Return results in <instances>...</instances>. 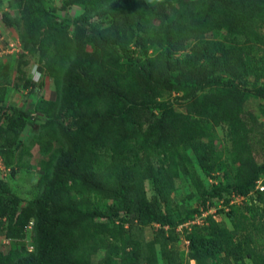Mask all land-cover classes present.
Here are the masks:
<instances>
[{"label": "trees", "instance_id": "16d2710c", "mask_svg": "<svg viewBox=\"0 0 264 264\" xmlns=\"http://www.w3.org/2000/svg\"><path fill=\"white\" fill-rule=\"evenodd\" d=\"M14 1L20 21L12 23L4 15V24L21 28V48L37 57L36 69L50 78L55 98H39L33 109L8 113V89L0 85L4 165L12 173L29 171L32 148L36 146L41 156L37 194L26 205L0 179L5 231L20 235L31 222L32 245L13 240L7 250L0 249V264H93V256L101 251L97 264H157L144 234L150 224L164 232L167 264L199 260L201 248L194 237L188 238L185 260L177 244V226L194 215L182 218L180 205V219L173 217L172 180L187 174L191 158L207 175L220 168L203 138L209 136L210 120L211 126L224 120L241 162L240 173L223 192L202 185V207L195 213L200 216L212 204L210 198L222 193L245 196L256 188L264 163L256 165L245 151L244 123L226 109L209 110L195 99L208 87H243L250 75L256 80L264 76V63L245 56L249 40L243 43L235 37L230 43L237 36L235 29L208 21L207 16L200 20L193 0H62L60 9L77 10L72 19L54 15L55 8H47L45 0ZM221 30H226L223 36L229 44L205 37V31ZM27 64L20 56L18 77ZM28 86L25 79L23 87ZM254 92L264 96V86ZM165 93L187 100L186 112L169 109ZM37 116L42 121L27 141L21 140L26 119ZM184 144L193 156L187 155ZM160 153L164 162L154 163ZM199 219L197 236H203L207 224L216 229L224 224L212 220L211 214ZM218 238L226 262L236 264L237 243L232 237Z\"/></svg>", "mask_w": 264, "mask_h": 264}, {"label": "rangeland", "instance_id": "374dc122", "mask_svg": "<svg viewBox=\"0 0 264 264\" xmlns=\"http://www.w3.org/2000/svg\"><path fill=\"white\" fill-rule=\"evenodd\" d=\"M154 2L155 0H147ZM195 11L198 18L208 17V21L216 22L227 29L230 26L235 29V34L230 43L235 42V37L242 40L246 45L245 56L255 58L264 63V0H193ZM62 0H45V6L49 9L55 8L54 15L59 18L72 19L77 10L73 7L60 9ZM10 19L12 23L20 21L19 4L14 0H0V85H5L8 89L5 97L6 112L11 113L12 109L16 111H27L33 109L37 99L55 98V92L52 89L51 80L46 75L37 71V57L24 53L19 41L21 28L16 25L7 26L4 24L3 16ZM261 24L262 26H259ZM72 26H70V30ZM253 30H258L250 38L255 36L254 40L247 39V36ZM221 30L218 33L205 31V37L216 42L229 44L224 39ZM27 59L28 64L22 65L26 72L18 77L16 68L20 59ZM29 81L27 88L23 87L24 80ZM248 84L243 87H230L222 89L219 86H211L203 92H198L196 100L204 103L207 109L223 108L230 111L244 123L247 130L246 143L243 145L245 151H250L251 159L256 165L264 163V96L255 94L254 89L264 86V76L255 79L253 75L248 77ZM251 82H254L253 85ZM248 89V90H247ZM166 100L167 107L177 113L186 112L187 100L180 99L179 94H164L163 101ZM3 101V102H4ZM9 111H8V110ZM43 117H36L35 120H27V125L21 133V140L27 141L34 132V127L42 121ZM209 136L203 138V141L210 147L212 159L219 165L218 170H212L210 174H205L199 166L196 158H191L188 162V172L179 173L174 176L171 186V203L173 204L172 215L178 218L183 205L182 218L185 215L195 214L196 210L202 207L200 187L203 185L206 189L218 187L222 190L224 187L231 188V183H235L233 176L240 173L241 162L232 149L229 136V126L224 120L211 126ZM195 132H198L195 131ZM186 144V143H185ZM184 144V145H185ZM187 155L193 156L194 152L188 145H185ZM164 154L160 153L154 158V163H163ZM33 167L27 171L24 168L18 169L12 173L8 167L1 166L0 179L7 181L10 190L21 199L20 204L26 205L27 202L37 194L36 181L41 174L39 163L41 156L37 147L32 148V155L29 158ZM259 185L264 186V172H257ZM151 190V183H148ZM228 188V189H229ZM220 197L210 198L212 204L206 208V213L211 214L212 220L216 222L223 221V226L218 229L213 226L205 228V233L196 235L194 228L199 218L196 217L193 222H185L177 226L180 233L177 236V244L183 256L187 259L190 251L189 237H194L195 242H199V260L189 259V264H228L225 260V253L221 251L219 243L220 236L223 239L232 237L240 250V259L236 264H264V191L259 188H253L249 195L237 197V194L222 193ZM230 200H229V199ZM228 199V201H226ZM189 219V218H188ZM6 219H0V249L7 250L13 240L25 241L29 244L30 230H26L20 235H8L5 231ZM176 227V226H175ZM159 225L150 224L144 227V234L148 246L154 251L157 264H167L165 252V235L160 231ZM184 228L185 232H184ZM263 228V229H262ZM180 229V230H179ZM183 230V231H182ZM216 235L217 238H216ZM261 239L259 242L258 239ZM111 241V238H108ZM263 242V243H262ZM219 246V247H218ZM103 255L99 252L92 258V263L97 264ZM234 263V259H231Z\"/></svg>", "mask_w": 264, "mask_h": 264}, {"label": "clouds", "instance_id": "9594fccd", "mask_svg": "<svg viewBox=\"0 0 264 264\" xmlns=\"http://www.w3.org/2000/svg\"><path fill=\"white\" fill-rule=\"evenodd\" d=\"M15 71H16V68H15ZM0 162H1V166H3L4 168H5V165H4V163H3V161H2V158L0 157ZM9 169V168H8ZM260 184V182H258L257 181V184H256V188H259L257 185H259ZM262 186V185H261ZM263 188H264V186H263ZM260 190H263V189H260ZM249 194H251V193H249ZM242 196H244V195H241V194H239V195H237V197H242ZM245 197V196H244ZM197 214L195 213L194 214V217L192 218V219H194L195 218V216H196ZM5 219V218H4ZM190 221H192V220H188L187 222H190ZM186 224V223H185ZM30 225H31V222H30V224L28 225V228H29V230H30ZM179 226V225H178ZM180 230V229H179ZM29 241H30V236H29ZM26 246L28 247V248H32V245L30 244V242H29V244H26Z\"/></svg>", "mask_w": 264, "mask_h": 264}, {"label": "built area", "instance_id": "2783aa9c", "mask_svg": "<svg viewBox=\"0 0 264 264\" xmlns=\"http://www.w3.org/2000/svg\"><path fill=\"white\" fill-rule=\"evenodd\" d=\"M257 186L259 187V189H263V186H261V185H257ZM204 215H207L206 211H205V212H201V215H200V216L196 215L195 218H196V217L199 218V217L204 216ZM190 222H193V220L190 221ZM195 222H196V223H200L201 220L199 219L198 221H195Z\"/></svg>", "mask_w": 264, "mask_h": 264}, {"label": "crops", "instance_id": "0c3cea01", "mask_svg": "<svg viewBox=\"0 0 264 264\" xmlns=\"http://www.w3.org/2000/svg\"><path fill=\"white\" fill-rule=\"evenodd\" d=\"M15 69V68H14Z\"/></svg>", "mask_w": 264, "mask_h": 264}]
</instances>
